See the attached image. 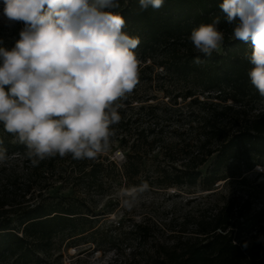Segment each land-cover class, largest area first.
Wrapping results in <instances>:
<instances>
[{"label": "trees", "instance_id": "obj_1", "mask_svg": "<svg viewBox=\"0 0 264 264\" xmlns=\"http://www.w3.org/2000/svg\"><path fill=\"white\" fill-rule=\"evenodd\" d=\"M221 2L164 0L159 9L141 10L139 0H120L115 10L126 20L124 31L140 38L138 84L112 126L109 149L119 142L121 164L102 153L82 160L57 154L34 167L25 146L11 143L0 124V147L10 156L0 164V264H31L56 236L79 237L97 229L96 217L82 204L93 192H105L109 177L128 187L201 182L203 189H214L219 180L232 178L246 185V173L264 165V97L247 76L249 45L233 39ZM215 15H221L224 44L211 56L196 53L188 36ZM22 27L18 22L4 46H14ZM196 56L199 65L193 63ZM148 86L163 95L150 93ZM210 158L203 173L200 167ZM244 196L240 206L233 199L200 220L196 235L157 242L147 257L124 264H264V242L242 234L248 219L264 224V205L252 214V196ZM134 229L139 241L148 240V223Z\"/></svg>", "mask_w": 264, "mask_h": 264}, {"label": "clouds", "instance_id": "obj_2", "mask_svg": "<svg viewBox=\"0 0 264 264\" xmlns=\"http://www.w3.org/2000/svg\"><path fill=\"white\" fill-rule=\"evenodd\" d=\"M163 4L139 0L141 10ZM3 5L6 26L23 24L13 47L0 46V124L11 143L25 146L34 167L57 154L82 160L109 150L112 126L120 122L139 73L140 38L124 31L126 20L115 10L120 0H3ZM219 9L233 39L249 45L247 76L264 97V0H222ZM220 22L215 15L191 30L188 40L196 53L220 51ZM193 63L202 61L196 56ZM9 159L0 147V164Z\"/></svg>", "mask_w": 264, "mask_h": 264}, {"label": "rangeland", "instance_id": "obj_3", "mask_svg": "<svg viewBox=\"0 0 264 264\" xmlns=\"http://www.w3.org/2000/svg\"><path fill=\"white\" fill-rule=\"evenodd\" d=\"M3 3H0V40L8 45L9 35L15 29L6 26L3 18ZM8 48V47H6ZM150 93L162 96L148 86ZM144 91V88H142ZM264 106V103L261 104ZM118 163L125 159L124 152L115 142L114 146L102 152ZM210 158L201 170L205 173L212 161ZM153 161L146 163V169L140 177L144 178L146 170ZM256 165L246 173L248 183L242 185L236 178L219 180L214 189H203L202 183L195 185H144L128 187L125 182L112 180L103 193L93 192L82 204L84 211L89 209L90 216L96 217L97 229L84 233L83 236L69 237L60 234L52 240L51 248L39 254L31 264H124L126 261L143 259L152 253L155 243H172L179 236L196 235L197 223L208 218L216 209L225 207L228 201L243 202L245 194L252 196V214L264 205V165ZM112 174L114 170L110 169ZM146 183V182H145ZM146 186V187H145ZM239 211V209H238ZM94 213L95 215H91ZM235 213L236 221H242ZM250 218V217H249ZM257 218L248 219L242 226V234L248 240L264 239V224L254 222ZM146 222L150 227L148 240L137 239L134 229L136 223Z\"/></svg>", "mask_w": 264, "mask_h": 264}]
</instances>
